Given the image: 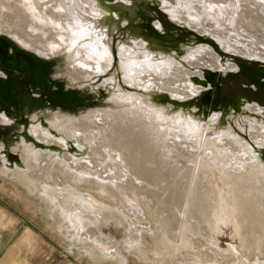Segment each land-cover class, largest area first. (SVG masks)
<instances>
[{
    "label": "bare ground",
    "instance_id": "6f19581e",
    "mask_svg": "<svg viewBox=\"0 0 264 264\" xmlns=\"http://www.w3.org/2000/svg\"><path fill=\"white\" fill-rule=\"evenodd\" d=\"M139 1L11 0L10 5H0L16 15L13 19L0 15V32H10L5 30V24L11 23L8 19L26 22L25 30L11 31L16 42L44 57L63 55L62 76L71 85L102 95L100 104L91 108L60 107L50 109V115L33 112L28 128L31 141L22 135V126L11 150L0 144L3 171H16L39 189L53 207L58 228L66 235L71 230L68 234L75 241L89 244L88 253L99 248L103 256L128 264L123 247L129 252L142 247L147 229L138 225L146 219L145 211L157 228L150 231L157 251L178 252L189 225L193 233L188 241L203 256L208 245L197 236L202 221L195 215L194 203L200 200L199 208L205 212L212 196L200 195L208 190L196 182L201 171L193 173L189 186L184 183L188 188L183 193L186 186L179 173L173 176L170 171L184 164L175 160L176 167L166 166L168 159L178 156V149L187 148L181 157L198 160L205 148H211L220 170L247 174L246 188L236 197L243 209V240L246 249H253L256 240L263 239L264 248V106L239 101L221 103L215 113L208 110L211 86L220 76L239 70L236 60L264 63V1L157 0L171 21L215 44L211 48L192 38L176 45L172 54H165L159 41L141 32ZM155 22L162 31L163 24ZM12 119L0 115V123ZM16 148L21 150L19 158ZM93 190L121 208L98 200ZM110 220L129 224L123 243L102 233L101 226Z\"/></svg>",
    "mask_w": 264,
    "mask_h": 264
},
{
    "label": "rangeland",
    "instance_id": "374dc122",
    "mask_svg": "<svg viewBox=\"0 0 264 264\" xmlns=\"http://www.w3.org/2000/svg\"><path fill=\"white\" fill-rule=\"evenodd\" d=\"M229 1L218 0V3L227 4ZM257 1L262 3L264 0ZM10 3L11 0H0V5H10ZM15 4L13 3V5ZM0 9L7 11L6 13L5 10L0 11V15H4L3 17L6 15L12 19L16 17L15 12L13 15L10 14L11 8L8 9L6 7L3 9V6H0ZM136 13L139 25L142 28L141 32L144 35H151L155 40L159 41L164 47L161 50L165 54L167 52V54L174 53L176 45L193 40L192 38L198 43H203L197 41L192 34L195 33L194 31L171 21L162 11L157 0L139 1ZM263 15L264 13H262ZM20 16L24 19L23 15ZM8 20L11 23L5 24V30L10 32H0V46H6V66L15 70L18 77L21 78V80L16 77H10L11 79L4 78L0 73V113L5 111L13 118L12 122H10L11 124L0 123V144L5 146V149L11 150L17 143L19 135H21V125L26 126L25 121L32 116L33 112L44 111L45 115H50L52 113L50 109L56 110L60 107L76 109L77 107L82 108L88 105L91 108V106L95 107V105L100 104L102 95L98 96L93 91L91 92L89 88L71 85L62 76L66 69V61L63 55L44 57L34 50L21 46L14 40L12 37L14 34L11 31L19 32L20 29L25 30L22 27H26L27 23L19 18H17V21ZM155 21H158L161 25L163 24L162 31L154 27L153 23H156ZM123 32L126 33L128 31L124 30ZM202 45L213 48L208 43ZM22 53L28 56L30 60L24 58ZM20 57H23L28 64H25V61L23 62ZM1 62L2 60H0V64ZM236 64L239 67L237 72L220 76V81L214 84L216 86H211V90L214 93L209 104L211 108L208 107V110L212 111V113L221 109V103L229 105L239 101L241 103L257 101L264 106V63L238 59ZM159 94L165 95L166 93L159 92ZM196 99L198 98L194 100ZM190 109L192 110L193 107ZM210 149L205 148L206 151H203L198 160L193 158L190 160L189 156L181 157V154H186L184 152L185 149H178L179 151L175 152L178 156L168 159L166 166V168H174L177 166L176 161H178L182 162L183 166L187 168H184L183 171L179 170L183 167L179 165V168L177 166L170 171L171 173L174 172L173 176H175L176 172L177 174L179 173L178 178L180 181L182 180L180 183L186 186H180L186 188V190L183 189V193L187 192L188 188L185 184L188 183L189 186L194 175L201 171L199 180H194L198 185L208 190L201 192L200 195L208 193L212 196V198L207 199L205 212L199 208L200 200L194 203L197 205L194 206L197 209L196 214H194L198 217L199 223L202 221V224H199V227L201 226L200 229H202H199L197 236L205 239L208 245L207 250H202L204 255H198V250L194 249L190 241H188L187 236L193 233L192 227H189V225L185 228L181 249L176 250L178 252L164 255L162 253L164 252L163 250L157 251L155 236L151 235L152 232H150L152 229H157L155 222L147 216V212L143 211L142 214L144 217L146 216V219L142 221L141 225L136 224L145 227L148 233L147 230L143 231L142 249L140 248L138 252L131 251V253L123 247L122 253L127 257L128 264H193L195 261L197 264L201 262L209 264H264L263 239L258 238L253 249H246V242L243 240L244 233L240 224L243 209L238 206L236 197L241 193L242 188H246L247 174L239 172H229L230 174H227L225 169L221 168L220 170L216 160L211 157L212 154L214 155V151ZM15 150L14 153L19 158L21 150L19 148ZM164 152H169V150L167 149ZM176 169L177 171H175ZM162 170L161 173H164V171L166 173L167 171L166 169ZM180 171H182V175H180ZM36 172V175L40 173L39 170ZM182 188L179 189L182 191ZM90 192L97 194L98 200L100 198L104 202L106 199L105 203L110 202L109 204L111 205H118L113 199L100 197L95 190ZM95 200L97 199L95 198ZM118 206V208H121L120 205ZM52 208L46 200L44 201L39 189L27 184V181H24L21 176L16 175V171L15 173L3 171L0 155V264L120 263L117 259L103 256L99 248L96 250L97 252L95 251L96 253L92 252L90 248V253H88L89 247L87 245L89 244L75 241L76 237L70 235L72 233L71 230L68 231V233L71 231L70 234H64L57 226L58 221L52 217L54 212ZM127 210V214L131 216L130 208ZM175 210H177L176 215H178V209ZM198 211L202 214L199 213L201 216ZM192 216L193 214H191V218ZM130 220L133 221L132 223L135 222L133 216L130 217ZM193 221L192 219L191 222L195 225V221ZM125 225L110 220L104 222L101 230L105 236L123 243L122 241L127 237L128 229L126 228L129 227V224ZM75 242L78 243L76 244Z\"/></svg>",
    "mask_w": 264,
    "mask_h": 264
},
{
    "label": "flooded vegetation",
    "instance_id": "af4514ba",
    "mask_svg": "<svg viewBox=\"0 0 264 264\" xmlns=\"http://www.w3.org/2000/svg\"><path fill=\"white\" fill-rule=\"evenodd\" d=\"M23 54V56H24V58H27L28 60H30V58H28V56H26L24 53H22ZM7 57V54H6V46H3V45H1L0 46V60H2V62H1V64H0V73H1V75L4 77V78H12V77H16L17 79H20L21 80V78L20 77H18V75L16 74L17 72L15 71V70H13V69H11V68H8L7 66H6V60H5V58ZM20 58H22V60H23V62L25 61V59L23 58V57H20ZM25 64H28L26 61H25ZM10 78V79H11ZM25 82V81H24ZM23 82V83H24ZM26 84H27V82H25ZM0 114H6L7 116H10V115H8L5 111H3L2 113H0ZM25 123H26V126H24V125H21V126H23L24 127V131H23V133H22V135L26 138V139H28L29 141H31V137L29 136V134H28V128H29V126H30V122H29V119L28 120H26L25 121Z\"/></svg>",
    "mask_w": 264,
    "mask_h": 264
},
{
    "label": "water",
    "instance_id": "95a60500",
    "mask_svg": "<svg viewBox=\"0 0 264 264\" xmlns=\"http://www.w3.org/2000/svg\"><path fill=\"white\" fill-rule=\"evenodd\" d=\"M192 34L197 39V41H200V42H203V43H208L209 42V41H206V39H204L203 37H201L199 34H196V33H192ZM208 44H210L213 47H215V44H213L212 42H209Z\"/></svg>",
    "mask_w": 264,
    "mask_h": 264
},
{
    "label": "crops",
    "instance_id": "0c3cea01",
    "mask_svg": "<svg viewBox=\"0 0 264 264\" xmlns=\"http://www.w3.org/2000/svg\"><path fill=\"white\" fill-rule=\"evenodd\" d=\"M26 264H28V263H26Z\"/></svg>",
    "mask_w": 264,
    "mask_h": 264
}]
</instances>
